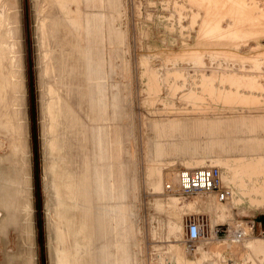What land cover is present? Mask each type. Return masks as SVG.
Returning a JSON list of instances; mask_svg holds the SVG:
<instances>
[{
    "label": "rangeland",
    "instance_id": "rangeland-1",
    "mask_svg": "<svg viewBox=\"0 0 264 264\" xmlns=\"http://www.w3.org/2000/svg\"><path fill=\"white\" fill-rule=\"evenodd\" d=\"M5 40L0 264L74 263L57 213L80 264H264L232 234L254 221L241 240L264 244V0H0ZM211 165L229 201L165 190ZM199 216L210 232L188 245Z\"/></svg>",
    "mask_w": 264,
    "mask_h": 264
},
{
    "label": "built area",
    "instance_id": "built-area-1",
    "mask_svg": "<svg viewBox=\"0 0 264 264\" xmlns=\"http://www.w3.org/2000/svg\"><path fill=\"white\" fill-rule=\"evenodd\" d=\"M176 175L177 186L174 188L171 183H166V191L177 192L184 197L198 193H214L219 201H226L232 195L231 188L224 183L218 166L211 165V167L202 166L193 169H180ZM184 225L185 242L188 245L195 243L210 232L208 221L203 216L187 218ZM254 226V221H252L250 226H248L247 232L238 228L232 234L236 240L244 239L254 232Z\"/></svg>",
    "mask_w": 264,
    "mask_h": 264
},
{
    "label": "bare ground",
    "instance_id": "bare-ground-1",
    "mask_svg": "<svg viewBox=\"0 0 264 264\" xmlns=\"http://www.w3.org/2000/svg\"><path fill=\"white\" fill-rule=\"evenodd\" d=\"M5 33L8 34L7 31ZM5 33H2L1 36H4L3 34H5ZM7 43L8 42H6V40L3 41L2 43H0V71H1V73L3 72V70L7 71L8 75H6L5 81L9 84L8 86H10V88H11L12 87L11 64L13 63L12 61L14 60V58L10 54L11 50L8 49ZM13 72H14V70H13ZM54 100H55L54 102H56L55 104L59 105V109L56 110L55 104L53 105L52 103L49 104L48 108H49L50 118L53 119L54 122H56L58 113H66V114H68L67 112H69L70 110H69V108L64 106V101L62 100V97L60 95H58V97H56ZM51 141H53V138H51ZM13 158H14V160L18 158L17 147L15 148V150L13 152ZM74 185H75L74 183L73 184L72 183L71 184H67V187H68L67 192L68 193L67 192L65 193V196H66L67 199L65 198V200H63V202L65 201L66 203H68L73 208L74 213H71L73 218L76 215V212H75L76 209L79 210V203H78V200H77L78 199V188L77 189L74 188ZM231 192H232V189H231ZM231 197L229 199H231ZM56 219H57V222H55V224H56V226H55V234H56L55 237H57V243L56 244H58L59 250L64 249V255H66L69 252V249H68V247L66 245L67 241H71L70 254L72 255V257L74 259V263H70V264H80V259L81 258L79 257L78 252H77L78 244L75 245L76 244V240H77L78 237L75 236L74 234L72 235V237H69V235H71L72 233L75 232V229L77 228V224L78 223L75 222L74 228H71V226L70 227L69 226H67V227L64 226L63 218H61L59 213H57ZM235 225H236L237 228L243 229V230H247V228H248V227H246L244 225L243 221H241L240 224L236 223ZM208 228H210V222L209 221H208ZM215 231L216 230L214 229V232ZM83 232L86 233V227L83 228L80 233L83 234ZM60 236L62 237V241L63 242L61 241V237ZM83 241L86 242V238ZM240 241H245V242L249 243L251 241V239H249V240H247V239L246 240H240ZM75 253H76V255H78L76 262H75V257H74ZM58 255L61 256L59 254V252H58ZM66 258H67V255H66ZM66 264H68V262Z\"/></svg>",
    "mask_w": 264,
    "mask_h": 264
},
{
    "label": "crops",
    "instance_id": "crops-1",
    "mask_svg": "<svg viewBox=\"0 0 264 264\" xmlns=\"http://www.w3.org/2000/svg\"><path fill=\"white\" fill-rule=\"evenodd\" d=\"M232 194H233V192H232ZM253 200H255V199H252V201ZM256 224H257V226L261 227L264 230V217L257 220ZM244 251H245V253H244V255H242V259H241L242 261H246L248 259V254H250V253H253L254 255L259 254V253L264 254V244L260 240H251L249 243V246H247ZM223 252L224 251L222 249L218 250L219 254L223 255ZM190 264H191V261H190ZM241 264H242V262H241Z\"/></svg>",
    "mask_w": 264,
    "mask_h": 264
}]
</instances>
